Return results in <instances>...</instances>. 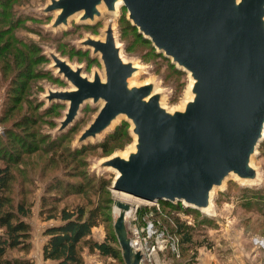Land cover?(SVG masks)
Here are the masks:
<instances>
[{"label":"water","instance_id":"obj_1","mask_svg":"<svg viewBox=\"0 0 264 264\" xmlns=\"http://www.w3.org/2000/svg\"><path fill=\"white\" fill-rule=\"evenodd\" d=\"M41 9L55 12L50 28L95 22L98 6L114 12L118 0H48ZM128 20L157 51L192 79L182 109L168 111L150 82L130 80L139 67L120 56L114 29L107 22L104 37L86 35L80 45L99 55L104 79L71 66L54 51L51 68L71 88L50 90L46 100L67 104L57 131L71 125L85 101L101 102L77 143L96 140L119 117L131 123L134 149L99 162L115 170L112 189L142 200L211 210L210 194L232 175L258 178L250 164L264 134V0H121ZM93 24V23H90ZM214 188V189H213ZM113 223L124 264H143L130 245L125 214L131 205L119 198Z\"/></svg>","mask_w":264,"mask_h":264},{"label":"rangeland","instance_id":"obj_2","mask_svg":"<svg viewBox=\"0 0 264 264\" xmlns=\"http://www.w3.org/2000/svg\"><path fill=\"white\" fill-rule=\"evenodd\" d=\"M48 2L0 0V9L5 11L0 16L4 19L0 20V45L4 41H10V36L15 41H20L21 45L14 41L9 50L12 47L42 49L29 54L30 62L27 65L17 66L20 69L29 67L36 77L29 81L21 100L9 114L8 111L15 104L12 96H16V93L12 92L20 91L21 85L13 83V72H16L17 67L11 71L13 61L6 58L5 52L0 50V136L7 144L4 135L10 129L9 135L15 137L16 142L15 145L10 143L6 146L21 148L26 141L33 150L32 153L20 155V162L13 164L14 178L10 190L14 201L23 200L29 205L30 213L25 221L30 224V247L26 252L14 250L11 254L17 257L28 256L33 264H46L38 258L46 240L42 231L56 221L44 219L46 213L41 210L43 195H60L58 197L61 200L55 205L57 208L65 206L71 209L76 204L93 207L101 203V212L108 218V223L101 221L100 225L92 229L91 237L97 241L103 240L107 233L114 234L113 221L117 212L113 201L115 198L123 200L121 197H126L123 201L131 205L129 217L126 216L124 220L128 231L132 230L134 221L140 230L148 222L154 224L151 232L155 233L150 232L149 235L143 231L140 236L143 264H188L187 261H190L194 252L196 260L193 259L190 264H202L203 253L210 254L206 264H264L263 248L252 242L253 238L264 242V134L250 157V164L258 173L257 181L246 184L229 176L219 189L213 190L210 211L190 209L183 212L166 206L161 200H142L131 194L124 196V192L114 191L111 185L116 171L100 167L99 162L114 154L126 156L133 150L131 146L135 136L131 132V123L119 117L96 140L90 139L78 144L80 132L94 119L102 104L98 102V105H94L88 100L78 111L75 121L67 129L57 131L67 104H51L45 95L48 89L66 90L71 86L51 68L52 60L47 53L54 51L60 58L68 60L71 66L82 67L81 74L90 79L93 72L104 79L99 55L92 57L91 50L79 42L86 35L102 39L106 23L111 22L115 42L120 47V56L139 67L130 84L139 86L152 83L154 91L161 93L160 102L170 112L182 109L190 97L189 73L165 59L162 52L157 51L151 43L142 41L136 31L128 27V12L123 6L117 7L115 13L111 14H107L105 7L100 8L101 16L96 17L95 22L78 23V15H74L66 26L50 28L55 12L47 14L41 11ZM53 108L52 113L44 114L45 110ZM25 118L29 121L27 125L16 123L18 125L15 126L14 122L21 124ZM32 121L36 123L31 126ZM118 126L125 127L122 129L124 134L120 140L111 144L115 147L114 151L104 155L101 143ZM27 133H32L34 137ZM64 180L79 184L76 186L77 192L66 196L59 193L56 186H63L61 181ZM154 202L159 209L153 206ZM177 223L192 225V239L201 246H193L189 250L186 246L182 247L180 236L175 232ZM81 252L85 264H124L119 258L101 256L88 247H82Z\"/></svg>","mask_w":264,"mask_h":264},{"label":"trees","instance_id":"obj_3","mask_svg":"<svg viewBox=\"0 0 264 264\" xmlns=\"http://www.w3.org/2000/svg\"><path fill=\"white\" fill-rule=\"evenodd\" d=\"M4 14L5 11L0 9V16ZM0 20L4 19L0 17ZM128 27L136 31V35L140 37L142 41L150 43L142 34L138 33L137 28L131 25L129 21ZM9 39L10 41H4L0 45V50L2 49V52H5L6 58L8 57L9 60L13 61V66L10 67V70L13 68L15 69L19 64L27 65L30 62L29 54L37 49H34V47H26L25 49L12 47L13 49L9 50L10 45L15 41L13 37L10 38L9 36ZM15 43L21 45V42L18 40H16ZM37 48V51L42 50L39 47ZM164 58L167 59L166 57ZM13 73L15 76V78H13V83L21 85V88L19 89L20 91L12 92L16 93V96H12L15 104H13V108H10L8 114L12 112L14 107L17 106V102L21 100L29 81L36 77L32 75L29 67L26 69L17 67L16 72ZM53 103L61 104L58 102ZM48 107L50 108L51 106ZM53 110L54 108L45 110L44 114H50ZM14 123L15 126L18 125L16 123H19V125H27L29 121L25 118L21 124L20 122ZM34 123H36V121L30 122V125L32 126ZM124 126H118L102 141L101 148L104 155H109L114 151L115 147L111 146V144L121 139L124 134L122 132V129L125 128ZM9 132L10 129L5 135L3 134L8 142L7 144H5L0 136V264H33V261L28 256L17 257L11 254L14 250L26 252L30 247V224L25 221L30 213V209L29 205L23 200L14 201L13 197L10 195L14 178L13 164L20 162V155L23 153H32L33 150L29 148V144L26 141H24L21 148L20 146L11 148L6 146L10 143L15 145L16 142L15 137H11ZM27 134H31L30 136L34 137L32 133ZM61 183L64 185L61 186L58 184L56 188H58V192L63 196L77 192L76 186H79V184H74L71 181L65 180L61 181ZM80 188H82V186H80ZM58 196L60 195L51 197L46 195L42 196L41 210L43 213H46L44 219H53L56 221L55 224L46 226L42 231V234L46 236V240L42 244L41 253L46 264H85L81 252L82 247H88L89 250H96L101 256H110L122 260L117 238L112 232L107 233L104 236L105 238L101 241H97L91 237L92 229L100 225L101 221L108 223V218H105L101 212L103 209L101 203L93 207H87L84 204H76L71 207V209L65 206L57 208L55 205L61 200ZM162 202L174 210L180 209L183 212H188L190 209H194V211H196V208L183 207L180 201L171 203L161 200V203ZM191 230L192 225L185 226L182 223H177L175 226V232L180 236L182 247L186 246L187 250L191 249L193 246H201L200 243L193 241ZM195 254L196 252L193 253L190 261H187L188 264H190L193 259L196 260Z\"/></svg>","mask_w":264,"mask_h":264},{"label":"built area","instance_id":"obj_4","mask_svg":"<svg viewBox=\"0 0 264 264\" xmlns=\"http://www.w3.org/2000/svg\"><path fill=\"white\" fill-rule=\"evenodd\" d=\"M0 131H1V128H0ZM156 202H154L152 204H153V206H156V209H159V206L156 204ZM180 202L183 206H187L182 201H180ZM125 217H126V214H125ZM137 225H138L137 222L134 221L132 228H131L132 230L128 231V229H127V234L130 238V245H132L134 250L140 251V253L142 254V261H143L144 257H143V251L141 249V238H140V236H142L143 231L147 232L149 235L155 233V231L153 233L151 232L154 224L152 222H148L146 227L144 229H141V230L137 228L138 227ZM150 232H151V234H150ZM252 242H253V244L259 246L260 248H263V250H264V242L262 240H259L258 238H253ZM156 248L160 249L159 246H156ZM152 249H154V247H152Z\"/></svg>","mask_w":264,"mask_h":264},{"label":"bare ground","instance_id":"obj_5","mask_svg":"<svg viewBox=\"0 0 264 264\" xmlns=\"http://www.w3.org/2000/svg\"><path fill=\"white\" fill-rule=\"evenodd\" d=\"M121 0H118L117 2H116V4H115V11H116V9H117V7L119 8V6L121 5ZM104 6H103V4H101V5H99L98 6V9H100V8H103ZM115 11L114 12H110V13H108L107 12V14H111V13H115ZM77 15V14H76ZM78 20H79V15H78ZM111 25H112V23H111ZM105 30V29H104ZM135 64V63H134ZM135 66H137L136 64H135ZM103 79V78H102ZM191 82H192V79L190 78V84H189V86L191 85ZM191 87V86H190ZM190 87H189V89H190ZM190 95V94H189ZM191 96V95H190ZM118 119H119V116H118V118L116 119V120H114L113 121V123L111 124V126H113V124L115 123V122H117L118 121ZM134 142H135V140H134ZM131 147H133V149H134V143H133V145L131 146ZM230 176H234V177H236V179H238L237 178V176L236 175H232V174H230ZM257 179L258 178H256L255 180L254 179H248V180H241V179H238L240 182H242V183H246V184H248V183H253V182H255V181H257ZM223 185V184H222ZM214 189V188H213ZM118 192H120V191H118ZM212 192H213V190L211 191V194H210V196L212 195ZM124 196H128V194H123ZM131 196V195H130ZM123 200H125V199H127L126 197L124 198V197H121ZM210 200H211V198H210ZM131 208V207H130ZM207 210H209L208 208H206L205 210H202L203 212H206ZM115 211L116 212H118V209L116 208L115 209ZM131 211H128L127 213H126V216H128L129 215V213H130ZM129 217V216H128ZM125 220H126V218H125Z\"/></svg>","mask_w":264,"mask_h":264},{"label":"crops","instance_id":"obj_6","mask_svg":"<svg viewBox=\"0 0 264 264\" xmlns=\"http://www.w3.org/2000/svg\"><path fill=\"white\" fill-rule=\"evenodd\" d=\"M41 253V252H40ZM210 255V254H209ZM209 255H208V253H203V256H204V260H203V256H202V259H201V263L202 264H206V261H209ZM39 258V260H41V261H43L44 263H46L44 260H42L43 258H42V253H41V256H39L38 257Z\"/></svg>","mask_w":264,"mask_h":264}]
</instances>
